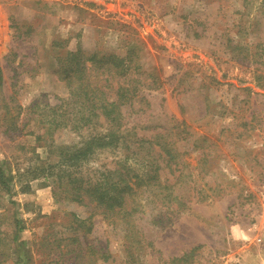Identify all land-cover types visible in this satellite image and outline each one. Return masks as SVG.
I'll use <instances>...</instances> for the list:
<instances>
[{"label": "rangeland", "instance_id": "obj_1", "mask_svg": "<svg viewBox=\"0 0 264 264\" xmlns=\"http://www.w3.org/2000/svg\"><path fill=\"white\" fill-rule=\"evenodd\" d=\"M77 44L82 52L137 56L143 71L158 76V86L142 88L124 111L128 150L147 165L143 171L157 168L161 186L172 185L184 207L177 211L164 190L144 186L133 217L140 235L127 240L57 187L63 170L92 177L126 152L110 145L76 165L60 163L107 129L102 120L62 127L69 98L62 70ZM0 70V161L19 172L12 194L0 191V213L8 224L15 209L22 226L17 241H5L0 264L243 262L242 245L251 240L241 231L264 204L248 191L263 176L264 0H0ZM4 103L8 116L20 111L17 131L5 130ZM49 106H61L51 129ZM156 133L174 159L149 144ZM139 137L148 144L137 149ZM71 214L82 225L62 242Z\"/></svg>", "mask_w": 264, "mask_h": 264}, {"label": "trees", "instance_id": "obj_2", "mask_svg": "<svg viewBox=\"0 0 264 264\" xmlns=\"http://www.w3.org/2000/svg\"><path fill=\"white\" fill-rule=\"evenodd\" d=\"M130 50L131 46L128 48L129 52ZM67 54L64 59L62 79L69 90V98L62 103V127L70 126L72 129H78L82 126L98 124V120H102L106 123L107 129L105 133H98L94 138L85 142L81 148L64 154L60 163L67 166L76 165L79 161L88 159L97 148L110 145L120 146L126 149V152L122 158L117 160L113 168L98 170L92 177L75 169L63 170L62 185L59 184L57 187L62 188V193L68 196L70 201L84 206L91 205L93 209L91 215L95 213V215L102 216L113 227L121 229L124 240H127L133 234L140 235L133 217L139 212V198L145 191L144 186L154 193L160 189L164 190L162 192L164 194H161L176 203L177 211L179 207L180 209L184 207L180 198L177 199V195L174 194L172 185L161 186L156 174L157 168L152 170L148 167L147 171H143L142 168L147 165H141V161L138 162L136 159L137 153L132 152L131 154L128 150L129 131L125 127L127 122L124 111L127 106L131 107L132 103L137 101L142 88L154 89L158 86V76L154 72L143 71L137 56L121 57L114 53H102L95 48L89 52H82L79 44L74 52ZM1 86L2 73L0 70V89ZM2 109L5 130L17 131L16 120H18L20 111L15 109L16 112L10 117L8 116V103H4ZM60 109L61 106H49L48 111L53 116L48 122V129L59 125V120L55 117ZM159 136L158 133L154 134L152 141L155 142L150 141L149 144L159 150V156L169 160L174 159L172 148L164 142L157 141ZM137 140V149L143 148V144H148L144 138L139 137ZM133 155L136 163L140 165L137 170L130 164ZM152 163H154V158L150 166L153 165ZM15 175L19 176V172L15 171ZM15 175L11 173L4 161H0V191L8 197L12 194ZM157 195H160V192ZM9 203L14 204L13 201ZM2 206L0 204V208ZM6 213V210L0 213V253L2 254L5 250V241L9 237L11 241H17L18 234L22 230L21 220L17 218L16 210L10 208L8 218L11 220L8 224L3 222L6 219ZM71 215L74 219L64 225L66 232L62 237V242L72 238V234L82 225L83 220H79L75 214ZM153 222L156 221L153 220ZM127 235L130 236L127 237ZM135 243H140L138 237ZM96 255L106 260L107 256L104 251L99 250Z\"/></svg>", "mask_w": 264, "mask_h": 264}, {"label": "crops", "instance_id": "obj_3", "mask_svg": "<svg viewBox=\"0 0 264 264\" xmlns=\"http://www.w3.org/2000/svg\"><path fill=\"white\" fill-rule=\"evenodd\" d=\"M262 173L263 176L262 178L259 180H257V184L256 186L252 187L254 189H250L248 191H250L249 193L253 192L256 197L257 200L261 203V205L264 203V164H263V168H262ZM253 186V185H252ZM260 213L261 210L258 211V213H256L255 216V220L254 223L251 224H255V225H259L260 224ZM241 235L242 236H246V239H250V243L248 242V244H244L243 243V249L240 251V253L243 255V263L244 264H263L264 263V242L261 239V234L259 231H241ZM260 245H256V244H252V243H256ZM250 246L252 247V249L250 248ZM244 248H246V250H244ZM248 249V250H247ZM249 252L251 253L249 256L248 255H244L245 252ZM241 257V256H240Z\"/></svg>", "mask_w": 264, "mask_h": 264}, {"label": "built area", "instance_id": "obj_4", "mask_svg": "<svg viewBox=\"0 0 264 264\" xmlns=\"http://www.w3.org/2000/svg\"><path fill=\"white\" fill-rule=\"evenodd\" d=\"M260 224L259 225H255V224H251L248 228L247 231L251 232V231H259L261 234V239L264 242V204L262 205L261 208V213H260ZM247 241V240H245ZM227 264H244L243 262H241L239 259H233L229 262H227ZM264 264V263H263Z\"/></svg>", "mask_w": 264, "mask_h": 264}]
</instances>
